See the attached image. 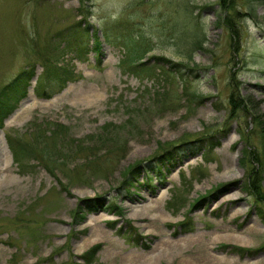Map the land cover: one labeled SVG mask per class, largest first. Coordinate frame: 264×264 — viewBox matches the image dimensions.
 <instances>
[{"label": "rangeland", "instance_id": "obj_1", "mask_svg": "<svg viewBox=\"0 0 264 264\" xmlns=\"http://www.w3.org/2000/svg\"><path fill=\"white\" fill-rule=\"evenodd\" d=\"M118 21L134 29L138 61L156 66L143 80L104 38ZM79 22L85 33L69 38ZM30 67L28 95L0 131V264H264V0H0V100ZM50 68L67 84L37 96ZM234 94L244 110L233 111ZM191 140L202 142L185 148L200 151L183 147ZM173 150L162 176L147 173ZM141 163L140 185L124 194ZM83 198L122 214L76 225Z\"/></svg>", "mask_w": 264, "mask_h": 264}, {"label": "trees", "instance_id": "obj_2", "mask_svg": "<svg viewBox=\"0 0 264 264\" xmlns=\"http://www.w3.org/2000/svg\"><path fill=\"white\" fill-rule=\"evenodd\" d=\"M221 2V5L223 7H225V9H228L230 7V5L233 4V0H219ZM227 19H225L224 21L226 22ZM231 21L230 26L233 27L235 25V22ZM118 27V30H117ZM70 30V29H69ZM133 28H127L124 23L122 21L120 22H114L112 24V27L108 28L107 30H105L104 32V37L107 41L112 42V43H116L121 44L122 47L125 48L126 50V55L124 56V58L121 61V69L125 74H129L130 76H136L140 79L143 80V76L144 75H152L155 72V65L151 66V67H147L148 65L146 63H140V61H138L141 56V53L139 56L135 55L136 50H139V48H141L140 44H139V48L136 45L137 42L136 39L134 38L133 35ZM73 34L70 35L69 38H75L78 40L79 35L85 33V30H83V27L81 26V23L79 22L78 24L75 25V27H73ZM85 35V34H84ZM93 37H94V44H95V51L100 52L101 53V47L102 43L100 42V37L97 35L96 33H93ZM147 38H141V41H145ZM82 45V46H81ZM81 49L79 50H84V48L86 49V45H88L87 43H81ZM80 56L82 54H84V52L79 53ZM83 57V56H82ZM81 57V58H82ZM162 60H164L167 63L172 64V68L175 69L176 66H178V63H171L169 60L165 59V58H161ZM50 60L46 61V65L50 64L51 62H49ZM169 75H167L168 80L170 81H174L176 79L179 78H183V74L179 75L178 73H173L171 71H169ZM35 76V71L33 70L32 67L30 68H26L24 70H22V72L20 74H18V76L16 78H14L9 84L8 87L5 88V90H9V94L10 97H8L6 100H0V129L4 128V121L6 120V118H8L19 106V102H21L24 98L27 97L28 92H29V88L31 86V81L33 79V77ZM67 78L68 76L65 78L63 76V74H58V72L55 69L50 68L48 70V73L45 75H43L41 78L39 77L38 79V84L37 87L35 88V92L38 96H46V98L52 97L53 94H55L54 92H57L58 89H62L64 87V85L67 82ZM56 90V91H55ZM203 100V99H202ZM202 100H199L202 101ZM231 105L233 106V111H241V109H245V103L243 102L242 99L239 98V95L234 94L231 97ZM235 108V109H234ZM109 128V127H107ZM108 136L104 139L101 140V142L107 143L108 140ZM200 142H202L201 140H191V141H187L183 144V147L185 148V146H190V145H194V144H199ZM9 143H10V147L13 151V154L15 156V159L19 162L20 166L24 165L23 162L21 161L22 156L25 155V152L23 150L22 145L19 143V140L17 141L16 139H9ZM196 144V145H197ZM101 148L98 149H91L90 151H94V150H100ZM188 151H200V149L197 147L195 148H191V149H187ZM177 150V149H176ZM176 150L173 151H169L165 154H163L160 158V163L161 164H156L153 165L152 167L148 168L147 173L149 174L150 171L155 172V175L160 177L163 174L162 169L161 168H165L168 166H171L169 164H171L172 162L176 161L179 157V153H176ZM185 151V150H184ZM205 154V153H204ZM26 161V160H25ZM258 161H260L258 159ZM149 165L151 164L150 162H148ZM154 163V162H152ZM259 164V163H258ZM260 166H262L261 164H259ZM143 164H138L136 166L133 167V169L131 171H129L123 180L122 186L127 187V189H125L124 194L128 195V193H130V188H135L137 186L140 185L139 182V177L140 174L139 172H141L143 169ZM172 167V166H171ZM157 171V172H156ZM170 173V170L168 172V174ZM261 174V173H260ZM260 174L257 172V174H252L250 175V180H251V185L254 188V192L253 194L255 196H259L260 198H262L263 195L261 193V187H260V182H261V176ZM120 191V189H118ZM207 198L202 197L201 201H205ZM199 200V202H201ZM83 204H84V208H87V212L91 213V212H97L99 210H105L107 212H114V213H122V207L120 205H118L117 203H115V201L110 204L106 205V202L101 199V198H95V199H84L82 200ZM76 211H75V219L78 218L77 224H81L83 223L84 217L86 216L84 211H83V206L79 205L78 207H76ZM88 214V213H87ZM75 222V221H74ZM76 224V225H77ZM96 248L92 249L91 252H87L84 256V258H91L92 255H94V253L96 252ZM248 252V251H247Z\"/></svg>", "mask_w": 264, "mask_h": 264}, {"label": "bare ground", "instance_id": "obj_3", "mask_svg": "<svg viewBox=\"0 0 264 264\" xmlns=\"http://www.w3.org/2000/svg\"><path fill=\"white\" fill-rule=\"evenodd\" d=\"M164 243H165L166 245H168V244H169V242H168V241H165Z\"/></svg>", "mask_w": 264, "mask_h": 264}]
</instances>
